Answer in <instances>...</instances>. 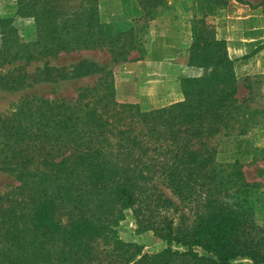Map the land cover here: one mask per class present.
Instances as JSON below:
<instances>
[{
  "label": "trees",
  "instance_id": "trees-1",
  "mask_svg": "<svg viewBox=\"0 0 264 264\" xmlns=\"http://www.w3.org/2000/svg\"><path fill=\"white\" fill-rule=\"evenodd\" d=\"M15 1L34 40L23 43L0 19V68L82 50L124 62L140 51L134 28L100 21L97 0ZM134 1L149 19L171 3ZM232 2L264 17V3L193 0L185 66L202 74L181 80L182 102L152 111L119 103L104 71L73 102L33 98L0 115V171L19 182L0 195V264H264V230L250 202L260 184L238 161L216 160L220 139L264 126V77L247 79L240 99L234 61L216 37V13ZM259 154L264 160V148ZM156 185L195 206L192 224L183 214L175 224L179 208ZM153 199L165 211L160 220L148 216ZM125 210L166 248L147 254L122 242Z\"/></svg>",
  "mask_w": 264,
  "mask_h": 264
},
{
  "label": "rangeland",
  "instance_id": "rangeland-1",
  "mask_svg": "<svg viewBox=\"0 0 264 264\" xmlns=\"http://www.w3.org/2000/svg\"><path fill=\"white\" fill-rule=\"evenodd\" d=\"M253 5L264 0H244ZM78 2V1H77ZM160 8L158 14L149 19L134 0H97L98 16L102 23L120 26L121 30H135L136 46L140 51H132L127 61L111 60L105 51H77L59 54L43 61L17 62L0 68V115L16 113L24 100L33 98L58 101L76 100L78 92L94 85L103 72H109L115 88V100L122 104H136L142 111H152L183 101L181 80L199 77V73L184 76L182 71L189 57L192 42L190 22L193 15V0H171ZM232 8L224 11L227 22L223 28V38L227 53L234 61V73L237 79L238 97L246 95L243 88L247 79L264 77V17L250 16L254 11L249 6L232 2ZM218 11L217 14L220 12ZM0 19L9 20L23 43L34 40L35 29L32 19L17 14L15 0H0ZM215 20V19H214ZM189 29V33H188ZM177 34V35H176ZM178 36L182 48L175 43L171 47L170 39ZM168 38H165V37ZM190 42L185 44V40ZM1 47V39H0ZM180 52L176 60L168 59L173 51ZM254 48V49H253ZM178 50V51H177ZM174 54V53H173ZM95 67L98 68L97 71ZM182 68V69H180ZM190 68V67H188ZM194 68V67H193ZM100 69V70H99ZM264 148V126L249 131L240 137L222 138L217 144L216 160L219 163L238 161L243 165V173L250 183L260 186L250 193V202L257 226L264 230V160L259 151ZM19 185L15 176L0 171V195ZM166 198L179 208L173 213L175 224H192L195 217L193 204H180L176 196L167 189L156 185ZM158 201H151L152 219L160 220L165 213ZM170 216V215H169ZM118 238L126 244L138 246L142 253L155 254L166 248V243L152 232L141 231L131 210L123 211V219L118 223ZM180 249V248H175Z\"/></svg>",
  "mask_w": 264,
  "mask_h": 264
},
{
  "label": "crops",
  "instance_id": "crops-1",
  "mask_svg": "<svg viewBox=\"0 0 264 264\" xmlns=\"http://www.w3.org/2000/svg\"><path fill=\"white\" fill-rule=\"evenodd\" d=\"M250 16H253L254 18H257V17H259V16H254V15H250ZM226 22H227V17H226V15H225V13H224V11H220L218 14H217V16L215 17V20H214V24H215V29L217 30V34H218V38L219 39H224L223 38V28H224V26H225V24H226ZM188 33H189V29H188ZM177 35V34H176ZM175 36V35H174ZM165 38H168L167 36L165 37ZM181 40L182 39H180L178 36H175V38H174V41L172 40V39H170V42H167V39H165V42L166 43H168V45L171 47V45H172V42H174L175 43V47H177V45H179L178 46V50H180L181 48H182V42H181ZM190 42V39H189V41H187V38H186V40H185V44L187 43H189ZM254 49V48H253ZM177 50V51H178ZM169 51H173V53H172V56H170L168 59H170V60H176L177 59V57L180 55V52L178 51V52H176L174 49H170L169 48ZM180 69H182V68H180ZM194 73H199L198 72V70L196 69V68H193V67H190V68H184L183 69V71H182V74H184V76H190V74H194Z\"/></svg>",
  "mask_w": 264,
  "mask_h": 264
}]
</instances>
